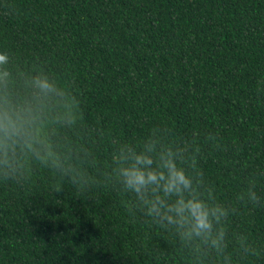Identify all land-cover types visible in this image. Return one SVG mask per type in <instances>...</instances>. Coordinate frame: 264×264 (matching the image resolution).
<instances>
[{"label":"trees","instance_id":"1","mask_svg":"<svg viewBox=\"0 0 264 264\" xmlns=\"http://www.w3.org/2000/svg\"><path fill=\"white\" fill-rule=\"evenodd\" d=\"M0 44L46 61L114 141L215 133L202 166L225 196L264 169V0H0ZM53 183L0 184V264H155L165 242L124 198ZM244 219L264 241V208Z\"/></svg>","mask_w":264,"mask_h":264},{"label":"clouds","instance_id":"2","mask_svg":"<svg viewBox=\"0 0 264 264\" xmlns=\"http://www.w3.org/2000/svg\"><path fill=\"white\" fill-rule=\"evenodd\" d=\"M205 146L219 147L215 133L180 136L160 126L114 141L109 130L86 119L69 81L46 61L0 44V184L24 189L43 172L59 190L114 191L129 216L165 242L147 253L155 264L264 258V241L249 233L244 219L245 210L264 208V169L237 178L225 196L206 177Z\"/></svg>","mask_w":264,"mask_h":264}]
</instances>
